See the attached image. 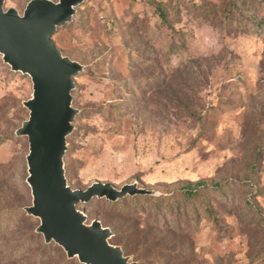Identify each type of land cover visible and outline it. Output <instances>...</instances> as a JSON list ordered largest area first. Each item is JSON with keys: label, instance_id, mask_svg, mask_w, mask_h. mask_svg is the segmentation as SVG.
<instances>
[{"label": "rangeland", "instance_id": "obj_1", "mask_svg": "<svg viewBox=\"0 0 264 264\" xmlns=\"http://www.w3.org/2000/svg\"><path fill=\"white\" fill-rule=\"evenodd\" d=\"M31 1L5 0L4 10L23 16ZM52 39L85 67L74 77L69 186L137 185L165 196L159 215L153 200L129 198L119 208L136 212L133 224L110 213L130 262L264 264V0H85ZM3 58L0 264H81L44 247L39 220L24 211L29 141L17 130L33 83ZM198 182L222 192L207 190L194 209L166 208ZM77 208L88 225L112 210L98 200Z\"/></svg>", "mask_w": 264, "mask_h": 264}, {"label": "water", "instance_id": "obj_2", "mask_svg": "<svg viewBox=\"0 0 264 264\" xmlns=\"http://www.w3.org/2000/svg\"><path fill=\"white\" fill-rule=\"evenodd\" d=\"M84 1L32 0L20 16L15 9L5 11V0H0V54L14 72L28 75L33 83V98L25 103L29 119L17 131L18 137L29 141L27 183L33 206L26 211L41 221L37 231L46 242L61 246L71 259L78 258L82 264H135L120 247L110 244V229L99 221L86 224L87 216L77 206L95 197L115 201L155 192L137 185L117 190L109 183L74 190L64 168L67 139L79 113L73 107V78L85 67L64 57L52 37L73 21Z\"/></svg>", "mask_w": 264, "mask_h": 264}, {"label": "trees", "instance_id": "obj_3", "mask_svg": "<svg viewBox=\"0 0 264 264\" xmlns=\"http://www.w3.org/2000/svg\"><path fill=\"white\" fill-rule=\"evenodd\" d=\"M84 2L79 7H81L84 4ZM157 12L159 13V15H160V17L162 19H166V13H165V11L163 9L157 8ZM76 14H77V12H76ZM66 25L67 24H65L64 26H66ZM64 26H62V27H64ZM62 27H60V28H62ZM64 57H67V56L64 55ZM73 80H74V78H73ZM72 97H73V92H72ZM69 137L67 139V142L69 140ZM66 154H67V152H66ZM65 157H66V155H65ZM64 164H65L64 165V168H65V171H66V178L68 179L67 176L69 175V170L67 169V166H66L67 164L65 163V158H64ZM28 177H29V175H28ZM222 189H223V185L221 183H215V184H210V185L207 184V183H205V182H198L196 184L188 183V184L180 187L176 192H174V195L172 197L174 201L173 200H169L166 208L168 210H170V211H173L176 208L177 209V212H178V210L182 206L185 207V208H187V206L189 205V206H191L194 209L197 201L199 199H201V198L204 197L205 192L207 190H210L213 193H221L222 192ZM31 195H32V193H31ZM252 196H254V195H252ZM164 197H165L164 195H161L160 197H154L152 194H135V195H128L126 197H122V198H120L118 200H115V201H110V200H108L106 198H98V197H95V198L89 200L88 202H86L84 204L85 205L92 204L95 200H98L99 202H105V203L109 204V206L112 207L111 212H109L108 214H106V216L103 217V221L102 222L99 221V220L98 221L101 222V224L103 225L104 228H108L112 232V237L109 240L110 244H112L113 246H116V247H120L122 249L123 253H124V256L127 258L129 255H132V254H131V252H129V248H127V245L126 244L122 245L121 242L118 241V237L121 234L119 232V223L118 222H114L112 220L113 217L110 215V213H116V211H118L117 214H115V215L118 216L119 220L130 221L133 224L135 222L134 215H136V212L134 213V212L126 211V210H123V209H120L119 208L120 206L124 205V203L129 198H133V199H135V198H141V199L153 200L154 201V206L152 208L155 209L157 211V214L159 215L160 211H164V208H162L163 204L161 203L164 200ZM175 198H178V199L175 200ZM249 203H250V206L251 207L256 208V206H255L254 202L252 201V199H249ZM32 206H33V197H32V205L25 207L24 208V211L26 212L27 217H29V218H35V219L39 220L38 218H36L34 216H31V215H29L27 213L26 209L29 208V207H32ZM18 211H22V209H18ZM174 211H176V210H174ZM39 223H40L39 224V226H40L41 225V221L40 220H39ZM132 224H130V225H132ZM39 226L36 228L35 233L37 235L43 237L44 242H45L44 247L51 248L52 245L55 244L58 247L62 248L61 246H59L55 242L47 243L46 240H45V238H44V236L37 231L38 228H39ZM62 250L65 252V250L63 248H62ZM66 255H67V253H66ZM67 258L68 259H71V258L68 257V255H67ZM73 259H77L79 261L78 258H73ZM133 263L138 264L137 262H133Z\"/></svg>", "mask_w": 264, "mask_h": 264}]
</instances>
